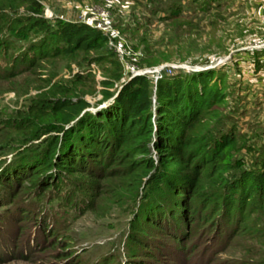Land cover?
<instances>
[{"label": "trees", "instance_id": "obj_1", "mask_svg": "<svg viewBox=\"0 0 264 264\" xmlns=\"http://www.w3.org/2000/svg\"><path fill=\"white\" fill-rule=\"evenodd\" d=\"M43 1L0 0L2 74L14 76L22 66L35 68L42 59L76 58L81 53L89 67L107 56L121 67L108 35L86 23L46 19ZM149 3L150 11L157 12L158 2ZM170 13L172 28L182 30V12ZM89 73L90 69H80L76 76L85 79ZM180 73L162 74L156 80L135 75L129 80L117 70L102 81L103 98L94 105L62 87L33 103L26 114L16 115L17 124L31 130L23 146L39 143L26 146L4 166L0 186L6 195L0 198V208H12L7 216L18 224L33 220L47 240L58 234L56 242L67 245L61 259L71 260L76 251L68 252L71 236L62 235V209L72 205L76 213H84L114 184L121 191V209L133 216L131 235L123 250L124 263L110 254L98 264H158L166 259L163 256L178 258L176 252L193 253L201 245L206 258L221 238L229 239L234 212L243 216L255 198L264 197V152L258 171L236 163L231 154L240 151L238 137L231 132L214 135L202 124L208 107L223 101L211 87L215 73ZM11 146L13 151L16 146ZM18 186L23 188L16 192ZM26 189L40 209L29 202L20 211L25 205L16 196ZM54 194L65 203L54 205ZM2 215L0 224L7 222ZM34 237L30 247L37 244ZM75 257L74 262L80 258Z\"/></svg>", "mask_w": 264, "mask_h": 264}, {"label": "rangeland", "instance_id": "obj_2", "mask_svg": "<svg viewBox=\"0 0 264 264\" xmlns=\"http://www.w3.org/2000/svg\"><path fill=\"white\" fill-rule=\"evenodd\" d=\"M156 1L157 12L150 11L149 0L43 1L46 19L86 23L108 35L121 67L113 64L109 56L97 62V66L89 67L81 53L76 58L42 59L35 68L22 66L14 76L0 71V121L6 122L0 125V176L4 166H9L21 150L39 143L32 141L23 146L31 130L26 124H17L14 118L20 113L26 114L40 98L67 87L94 105L103 98L102 81L111 79L117 70L129 80L134 74H145L156 80L162 74L179 77L180 72L188 77L186 72L190 71L184 68L186 66H211L206 69L215 73L211 87L223 95L222 102L208 107L202 124L211 128L214 135L235 134L240 149L231 154L235 162L246 169H260L257 162L264 152V50L258 46L264 41V0ZM170 10L181 11L184 15V28L178 32L172 28ZM80 69H90L89 77L78 78L76 74ZM15 123L18 126H9ZM11 142L16 146L13 151ZM21 188L16 187V192ZM108 189L94 198L93 206L84 213H76L71 203L70 209L61 208L62 219H65L61 225L66 229L62 235L71 236L68 252L76 251L70 258L73 264H98L104 255L110 254L121 263L126 260L123 250L131 235L133 216L121 209V191L116 185ZM2 191L0 186V198L6 195ZM26 191L29 190L16 196L25 205H20V211L27 209L29 202L31 207L40 209V202L34 201L30 192L26 195ZM75 194L80 195L78 200H81V193ZM54 196H57L54 205L65 203L62 196ZM2 207L1 217L8 223L0 224V264H65L71 261L61 259L65 257L67 245L56 242L58 234L47 240L38 232L33 220L18 224L13 221L14 217L9 218L11 214L7 216L12 208ZM246 211L243 216L234 212L233 221L236 222L229 239L221 238L206 258L201 255V245L193 253L176 252L178 258L163 256L166 259L158 264H264V197L255 198ZM236 229L240 231L236 233ZM34 233L37 244L30 247ZM38 244L42 246L39 248ZM78 255L79 260L74 262Z\"/></svg>", "mask_w": 264, "mask_h": 264}, {"label": "water", "instance_id": "obj_3", "mask_svg": "<svg viewBox=\"0 0 264 264\" xmlns=\"http://www.w3.org/2000/svg\"><path fill=\"white\" fill-rule=\"evenodd\" d=\"M182 67H184V66H182ZM184 68H186V69H188L190 72H192V71H204V70H206V69L211 68V66H200V67H189V66H186V67H184ZM135 75H139V74H134V76H135Z\"/></svg>", "mask_w": 264, "mask_h": 264}, {"label": "built area", "instance_id": "obj_4", "mask_svg": "<svg viewBox=\"0 0 264 264\" xmlns=\"http://www.w3.org/2000/svg\"><path fill=\"white\" fill-rule=\"evenodd\" d=\"M258 47H260V49L264 50V41L262 45H259Z\"/></svg>", "mask_w": 264, "mask_h": 264}]
</instances>
